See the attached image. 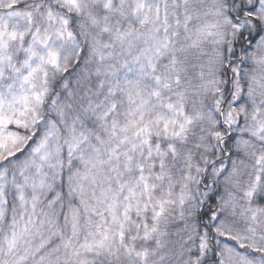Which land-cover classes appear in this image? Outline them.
Masks as SVG:
<instances>
[{
	"label": "snow or ice",
	"instance_id": "snow-or-ice-1",
	"mask_svg": "<svg viewBox=\"0 0 264 264\" xmlns=\"http://www.w3.org/2000/svg\"><path fill=\"white\" fill-rule=\"evenodd\" d=\"M0 264H264V0H0Z\"/></svg>",
	"mask_w": 264,
	"mask_h": 264
}]
</instances>
